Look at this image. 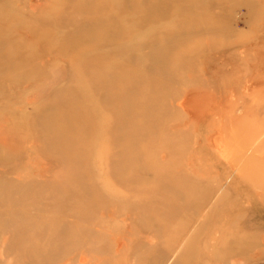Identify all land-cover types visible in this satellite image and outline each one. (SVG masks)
<instances>
[{
	"label": "rangeland",
	"instance_id": "374dc122",
	"mask_svg": "<svg viewBox=\"0 0 264 264\" xmlns=\"http://www.w3.org/2000/svg\"><path fill=\"white\" fill-rule=\"evenodd\" d=\"M93 1L0 0V264H264V184L231 138L264 97V0ZM106 22L132 41H66ZM122 70L157 129L122 134L88 92Z\"/></svg>",
	"mask_w": 264,
	"mask_h": 264
},
{
	"label": "bare ground",
	"instance_id": "6f19581e",
	"mask_svg": "<svg viewBox=\"0 0 264 264\" xmlns=\"http://www.w3.org/2000/svg\"><path fill=\"white\" fill-rule=\"evenodd\" d=\"M106 0H94L92 4H89L85 7L82 8V13L83 14H87V12H94L95 13V17L97 15V12H103L107 9L109 10H113V5H109V4H105ZM122 5L125 7V3L123 2ZM88 8H92V11L87 10ZM121 6H119L117 9L119 10ZM122 8V7H121ZM133 8H135L133 6ZM126 9V7H125ZM87 10V11H86ZM100 10V11H99ZM78 12V11H77ZM124 12V11H123ZM127 11H125L126 13ZM78 15L81 16L78 12ZM91 20V19H90ZM89 20V21H90ZM89 23L90 26H92V29H89L87 32L85 30L82 31H77L75 32L73 35L69 36V38H67L66 41H70L71 46L76 47L77 43L81 42H86V43H95L96 40L94 39H98L97 37H100L99 39L101 40L102 43H107V42H114L115 44H121V45H125V42H131L132 38L134 37V30H126L123 29L125 28L126 25L124 24H117L116 26L110 24L109 22L106 23H101L100 24V29H97V31L95 32V34L98 33V36H95L94 34H92L91 38H83L82 33L85 34H90V32L93 30L95 31V29H93L96 25V20L92 19L90 22L88 21H84ZM89 26V27H90ZM128 28V26H126ZM132 27V26H131ZM87 30V29H86ZM84 31V32H83ZM93 33V32H91ZM100 35V36H99ZM98 39V40H99ZM80 42V43H81ZM65 52V51H63ZM66 55V54H65ZM69 55V53L67 54V56ZM70 56V55H69ZM121 56L120 53H117L115 55H111V58H116ZM161 59V58H160ZM115 60V59H114ZM160 61V60H158ZM88 69V68H87ZM125 70H122L121 74L116 76V75H112L111 77H109L108 79H104L100 76V77H93V80L90 81L88 80L87 86H89L87 88L88 92L90 91H95L97 94H101V96L105 99H107L108 103L105 104L104 106L107 108V111L113 112L112 113V117L113 121L114 119L116 120V122H118V124L120 125V127H122V134H136L137 133V128L138 126L133 125L134 120H144V122L146 121V123H142L144 125L143 128L146 127V129L150 128L152 125L155 127V129H157V127L160 125V120H162L160 117H157L154 114L152 115L151 109H150V103H147L145 106L147 107H142L141 104H138L137 102V98L132 97L130 91L133 89L134 86V78L133 76H130L128 73L130 72H124ZM126 73V74H124ZM134 79V80H133ZM162 81H164L163 78H161ZM115 82V83H112ZM83 89V88H82ZM149 89V88H148ZM73 91V90H71ZM82 90H74V97H72L71 103L73 106H69V104L64 103L63 101H60V105H61V109L60 112H65V110L68 111V109H72L71 112H75L76 110H81V108L84 110V108L86 109V101H85V94L84 96L80 95ZM79 93V94H78ZM75 99V100H74ZM68 101H70V99H68ZM68 105L69 108H66V105ZM75 104H79L80 108L78 107L79 105H75ZM153 105V104H152ZM245 106V104H244ZM186 107V106H184ZM256 108L257 112L251 115V117L254 115L253 118H251L252 120L250 122L246 121L248 118L246 116V113L249 111V108ZM244 111L241 114V124L243 121L244 125L238 126L237 128H235V131L232 134L233 138V144L236 145L238 148V155H237V159H245V162L247 160V163L249 164H253V165H249L247 164V166L249 165V168H251L252 172H255L253 174H251V176H253V178L249 179V184L252 186H258L261 184H264V97L261 98H253L252 100V104L249 107H244ZM69 109V110H70ZM85 111V110H84ZM86 111H88L86 109ZM241 111V110H240ZM155 112V111H154ZM259 114H263V116L259 117ZM90 121H92V119H94V116L91 117ZM240 121V120H239ZM73 122V118L70 114L67 113V118H65L64 116V120L63 123L60 124L62 125V128L66 127V125H69L68 123ZM133 122V123H132ZM90 123V122H89ZM88 123V124H89ZM92 123V122H91ZM125 125H128L127 127H125ZM130 125V126H129ZM146 125V126H145ZM43 128L45 127L42 126ZM48 125H46L45 130H47ZM60 128V127H59ZM130 128L129 131H127V129ZM57 131V135L56 137L57 139V143L59 145V147L57 148L58 150L55 149V153L57 154L59 152V150L61 151L62 147L66 148V151H69L68 153V157L67 160H72L74 162H78L80 159L78 158V156L81 157V153L77 150L78 148L75 146L74 147H69L70 144V138L71 137H67L64 134L61 133V129L60 130H56ZM244 133V136L242 137L241 134ZM78 134V133H75ZM133 134V135H134ZM123 136V135H122ZM131 139V138H130ZM139 140H141L138 137ZM72 140L74 142H76L75 139L72 138ZM225 141H222V147L225 148L224 146ZM68 145V146H67ZM76 151H78L76 153ZM72 153V154H71ZM78 154L77 158L74 156V154ZM224 154V153H223ZM225 155V154H224ZM227 155V154H226ZM249 161V162H248ZM246 165L244 164L243 167H245ZM260 181V182H258ZM174 186V185H173ZM264 198V196H263Z\"/></svg>",
	"mask_w": 264,
	"mask_h": 264
}]
</instances>
